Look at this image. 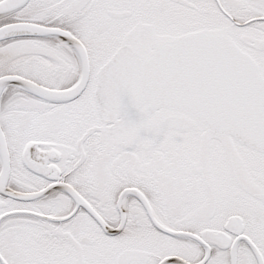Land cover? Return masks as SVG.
Instances as JSON below:
<instances>
[{
	"label": "snow or ice",
	"instance_id": "snow-or-ice-1",
	"mask_svg": "<svg viewBox=\"0 0 264 264\" xmlns=\"http://www.w3.org/2000/svg\"><path fill=\"white\" fill-rule=\"evenodd\" d=\"M0 264H264V0H0Z\"/></svg>",
	"mask_w": 264,
	"mask_h": 264
}]
</instances>
